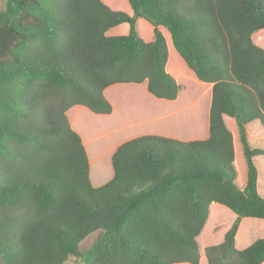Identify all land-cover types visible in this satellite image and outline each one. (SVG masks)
<instances>
[{"label": "trees", "instance_id": "obj_1", "mask_svg": "<svg viewBox=\"0 0 264 264\" xmlns=\"http://www.w3.org/2000/svg\"><path fill=\"white\" fill-rule=\"evenodd\" d=\"M124 2L130 11L103 0L0 9V264H264V237L243 228L264 223V47L252 39L264 0ZM170 52L211 85L207 136L144 134L117 145L108 168L91 160L75 108L110 116L119 84L177 99ZM203 96L187 105L199 110Z\"/></svg>", "mask_w": 264, "mask_h": 264}, {"label": "rangeland", "instance_id": "obj_2", "mask_svg": "<svg viewBox=\"0 0 264 264\" xmlns=\"http://www.w3.org/2000/svg\"><path fill=\"white\" fill-rule=\"evenodd\" d=\"M103 1L110 4L111 8L115 10L130 11V7L125 4L124 0ZM4 6L5 0H0V9H3ZM137 29L142 39L152 40V30H150V25L145 20H137ZM127 31L128 26L124 24L111 28L106 33L108 35H120L127 33ZM252 39L256 44L264 47V32L254 33ZM170 47L171 44H169ZM175 53L171 54L170 52L171 62L167 70L181 84L182 88L177 99L173 101L153 99L150 95H147L145 83L119 84V86H113L108 91L110 101L114 106V111L110 116L96 115L87 109L78 113L79 127L77 132H81L86 136H83V140L91 160L92 158L95 159V156H99L102 159L101 163H105L104 167L108 168L107 159L117 145L144 134H159L162 136H169L172 133H180L179 135L182 136L192 134L189 139L207 136V109L211 100V85L199 83L191 71L184 67L180 61L181 59H179L180 57H177ZM203 94L204 96L199 101V110L187 105L188 102ZM147 112L151 116H147ZM195 112L198 114L197 116ZM131 115L134 117H130ZM248 132L250 133V130ZM255 136H258V139L261 137L259 134ZM261 138L264 146V133ZM178 139L182 138L179 137ZM183 139L187 140V138ZM262 162L264 165V155L260 156L259 160L256 159L259 168V181L264 182V171L260 169ZM235 164L238 175L237 186H240L246 178V167L239 152ZM91 175L92 180L94 179L95 182V174L92 172ZM108 176L109 173L106 174V177ZM210 211L214 216L216 208L211 207ZM218 217L224 219L223 221L226 219V222L230 219L224 212H220ZM243 228L249 236L260 235V237H264V223L260 220L245 219ZM73 261L74 257H70L64 264H73Z\"/></svg>", "mask_w": 264, "mask_h": 264}, {"label": "crops", "instance_id": "obj_3", "mask_svg": "<svg viewBox=\"0 0 264 264\" xmlns=\"http://www.w3.org/2000/svg\"><path fill=\"white\" fill-rule=\"evenodd\" d=\"M112 88H113V87H112ZM104 94H105V96L107 95V94H106V91L104 92ZM147 95H148V94H147ZM106 98L109 99L108 96H106ZM109 100H110V99H109ZM84 110H86L85 107H83V106H82V107L79 106L78 108H75V113L78 114L79 112L84 111ZM96 115H97V114H96ZM77 128H78V127H77ZM77 128H76V129H77ZM73 129H75V128L73 127ZM76 129H75V130H76ZM231 129H232L233 134H234V132H235V127L233 126V124L231 125ZM95 176H96V175H95ZM104 178L108 179L109 176H108V177H105V176H104ZM96 179H100V178H99L98 176H96ZM258 191H259L261 194L264 195V192H261L260 189H259ZM250 241H251V240H250ZM250 241H244L242 245H246L247 243H250ZM200 264H202V263H201V260H200ZM203 264H206V262H204Z\"/></svg>", "mask_w": 264, "mask_h": 264}]
</instances>
